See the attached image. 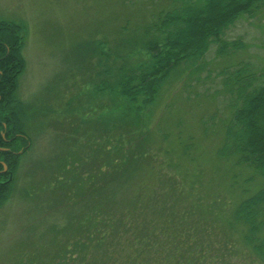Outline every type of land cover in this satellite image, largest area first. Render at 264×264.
I'll return each mask as SVG.
<instances>
[{
  "label": "trees",
  "instance_id": "1",
  "mask_svg": "<svg viewBox=\"0 0 264 264\" xmlns=\"http://www.w3.org/2000/svg\"><path fill=\"white\" fill-rule=\"evenodd\" d=\"M263 6L264 0H171L167 8L117 46L126 51L113 53V59L123 61L116 69L102 66L112 55L105 42H94L102 66L100 75L106 76L94 87L99 95L110 97L115 109L108 115L99 114V124L104 122L106 130L114 126L125 133L115 139L100 135L87 152L68 148L45 183L51 195L61 197L58 208L77 207L69 221L72 235L67 237V225L56 231L57 236L65 233V240L51 262L232 264L235 235L264 262V67L242 61L225 69L224 92L230 95L232 116L224 122L217 149L220 158L260 176L263 183L259 188L244 189L243 197L230 204L228 211L215 207L219 198H206L208 206L201 199L181 212L174 209L177 198L171 189L168 207L166 191L136 181L138 175L145 174L146 161L151 159V136L144 128L149 127L147 112L163 85L184 64H199L212 45L220 56L246 47L242 40L225 39V31L244 15L255 16ZM25 33V25L0 19V206L12 194L13 174L30 146L26 131L30 109L18 96L19 78L26 68L22 52ZM136 55L140 60L132 63ZM213 208L220 212L216 219L225 224L224 237L219 239L212 237L210 219L204 217L203 221L202 217L207 212L211 215ZM92 249L99 252V258L90 256Z\"/></svg>",
  "mask_w": 264,
  "mask_h": 264
},
{
  "label": "rangeland",
  "instance_id": "2",
  "mask_svg": "<svg viewBox=\"0 0 264 264\" xmlns=\"http://www.w3.org/2000/svg\"><path fill=\"white\" fill-rule=\"evenodd\" d=\"M170 3L0 0V19L26 27L22 50L26 68L19 78L18 96L30 109L26 125L30 146L20 156L13 174V192L0 206V264H55L50 259L65 240V233L57 236L56 231L67 225V237L72 235L69 221L77 207L58 208L61 197L51 195L45 183L68 148L87 152L99 142L100 135L115 139L125 133L114 126L106 130L104 122L99 124V114L108 115L115 109L110 97L99 95L94 86L106 77L100 75L102 66L116 69L123 63L122 59H113V53L126 51L125 47L117 48L122 40L138 32ZM224 38L242 40L246 47L220 56L217 46L212 45L201 64H184L167 80L147 112L149 127L144 129L151 136V159L146 161L145 174L138 175L136 181L141 179L151 189L166 191L167 202L171 189L177 198L176 211L189 209L201 199L208 206L206 198H219L215 207L228 211L243 197L244 189L256 190L263 183L252 169L220 158L217 149L223 139L224 122L232 116L230 95L224 92L225 69L242 61L251 62L255 68L264 67V6L253 17L242 16L225 31ZM99 40L112 55L102 66L93 50ZM136 59L140 60V55L133 56L132 63ZM109 79L113 80L111 76ZM219 214L216 208L211 215L202 214L203 221L204 217L210 219L214 239L224 237L225 224L216 219ZM234 241L237 249L232 264H264L237 235ZM92 250L90 256L99 258V252ZM68 264H73L71 259Z\"/></svg>",
  "mask_w": 264,
  "mask_h": 264
},
{
  "label": "water",
  "instance_id": "3",
  "mask_svg": "<svg viewBox=\"0 0 264 264\" xmlns=\"http://www.w3.org/2000/svg\"><path fill=\"white\" fill-rule=\"evenodd\" d=\"M2 150H6V148L2 149ZM4 167L7 168V165L5 163H3Z\"/></svg>",
  "mask_w": 264,
  "mask_h": 264
},
{
  "label": "flooded vegetation",
  "instance_id": "4",
  "mask_svg": "<svg viewBox=\"0 0 264 264\" xmlns=\"http://www.w3.org/2000/svg\"><path fill=\"white\" fill-rule=\"evenodd\" d=\"M10 177H11V174H10Z\"/></svg>",
  "mask_w": 264,
  "mask_h": 264
}]
</instances>
